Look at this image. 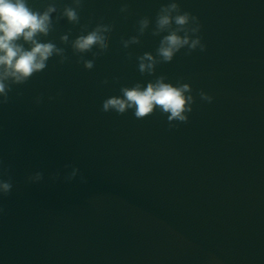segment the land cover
Segmentation results:
<instances>
[{"label": "water", "instance_id": "1", "mask_svg": "<svg viewBox=\"0 0 264 264\" xmlns=\"http://www.w3.org/2000/svg\"><path fill=\"white\" fill-rule=\"evenodd\" d=\"M167 2L84 0L82 24L114 25L107 53L85 70L68 49L71 62L53 57L0 108V159L13 178L0 200V264H264V0H179L199 17L206 51L182 50L155 75L191 85L187 124L170 131L159 112L137 120L101 111L121 86L154 79L136 57L155 54L161 37L151 28ZM145 16L153 23L141 43L124 49L121 38ZM69 30L74 39L78 26L61 20L47 39L63 47ZM69 163L86 184L63 181ZM37 170L44 181L26 183Z\"/></svg>", "mask_w": 264, "mask_h": 264}, {"label": "clouds", "instance_id": "2", "mask_svg": "<svg viewBox=\"0 0 264 264\" xmlns=\"http://www.w3.org/2000/svg\"><path fill=\"white\" fill-rule=\"evenodd\" d=\"M83 5L84 0H70L62 7L58 6L57 0H44L42 8H34L29 0H0V108L10 103V93L14 88L27 84L34 76L47 69L48 62L53 57L59 58L57 63L60 65L71 62L68 49L76 57L75 62L82 64L85 70L93 69L96 59L107 53L114 25L105 23L103 18L96 21L94 26L92 18L82 24L80 11ZM120 11L128 13L129 5L122 4ZM64 19L73 26H78L79 31L74 39H70L71 30L60 35L59 44L63 45L61 47L47 38L55 31V24ZM152 23L149 17H141L137 21V34L128 39L121 38L123 48L140 44V38ZM201 30L199 17L182 9L179 0H168L162 4L151 28L152 36L161 37L155 54L144 52L136 57L140 74L153 76L154 79L146 83L136 82L131 86H121L120 95H112L103 100L101 111L114 112L117 115L132 111L137 120H144L159 112L166 117L170 131L178 128L180 124H187L196 103L191 85L180 80L174 84L165 75L156 76L155 72L157 65L171 63L182 50L185 56H191L196 50L205 52L207 46L203 42ZM89 53L91 59L86 58ZM127 57L131 59L132 53L128 52ZM103 83L107 84L108 80L105 79ZM16 95L19 97L22 93L16 92ZM197 95L202 101L213 102L214 98L203 89ZM48 99L52 100L54 97L50 96ZM34 103L41 104L42 95L37 96ZM64 169H71L63 175L64 182L70 183L78 175L80 183L88 182L79 167L69 163L64 165ZM49 179L55 183L61 179V172L57 170L51 173ZM43 181L44 173L39 170L26 177L28 184H39ZM12 189L11 165H5L0 159V200L8 197ZM4 212V207L0 205V215Z\"/></svg>", "mask_w": 264, "mask_h": 264}]
</instances>
